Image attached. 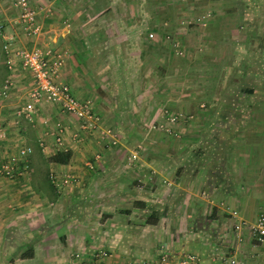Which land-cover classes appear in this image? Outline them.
Segmentation results:
<instances>
[{"label":"crops","instance_id":"crops-1","mask_svg":"<svg viewBox=\"0 0 264 264\" xmlns=\"http://www.w3.org/2000/svg\"><path fill=\"white\" fill-rule=\"evenodd\" d=\"M13 2L0 0L5 32L16 30ZM32 4L43 41L65 51L61 77L91 100L118 142L102 147L97 133L82 132L78 144L57 150L54 121L66 136L77 121L55 104L40 107L33 124L10 125L24 98L16 68L17 87L3 100L14 137L0 151L14 153L20 139L32 151L25 175L0 177V264H85L96 247L111 251L103 264L161 251L217 264L235 244L231 211L253 219L264 210V0ZM17 43L31 41L19 34ZM7 72L0 65V81ZM164 109L179 114L173 137L147 130ZM135 132L142 148L126 165ZM56 152L68 158L53 160ZM240 244L261 247L245 230Z\"/></svg>","mask_w":264,"mask_h":264},{"label":"built area","instance_id":"built-area-1","mask_svg":"<svg viewBox=\"0 0 264 264\" xmlns=\"http://www.w3.org/2000/svg\"><path fill=\"white\" fill-rule=\"evenodd\" d=\"M13 6L17 9L13 19L16 30L5 32V21L0 19L1 50L4 53L0 65L3 64L8 70L0 81V150H2L3 142L7 143L14 137L12 130L6 127L3 121V100L10 97L17 87L14 75L16 68L23 81L19 87L23 90L24 98L13 108L10 125H18L22 120L33 124L40 107L44 104H55L58 110L72 115L77 121L76 128L68 136L65 135L60 121H54L53 144L57 150H68L70 142L74 145L78 144L81 141L82 132L97 133L105 147L116 145L118 138L110 126H101L99 113L91 100L74 95L68 82L61 77L65 51L43 41L44 30L40 10L32 4V0H14ZM47 12L46 9L44 15H47ZM206 15L208 13L202 14L201 18ZM19 34L31 41V44L29 46L19 45L17 43ZM148 35L151 36L152 33L149 32ZM16 61L17 65H15ZM160 116L159 119L150 122L149 127L160 128L176 135L172 125L179 114L164 109ZM41 118L45 123L51 116L44 114ZM37 144L43 148L44 140L38 138ZM139 147L138 144L127 151L124 157L126 165L131 164L137 158ZM31 151V145L21 139L16 144L14 153L7 154L0 151V177L11 179L18 175H25L29 167L27 157ZM94 157L97 158L98 154L95 153ZM86 165L91 166V162L88 161ZM148 175L151 177L150 173ZM69 180L71 177L66 174L63 181ZM231 215L235 217L232 229L235 244L231 246V251L224 252L218 257L217 264H264V210L259 211L253 219L238 216L236 209L231 211ZM244 230L247 231L252 241L261 247L256 249L242 247L240 243L243 240ZM110 255L109 249L96 247L85 264H103L102 259ZM199 259L200 256L197 253L183 252L173 258L170 254L161 251L152 257H140L136 264H197ZM127 264H132V262Z\"/></svg>","mask_w":264,"mask_h":264},{"label":"rangeland","instance_id":"rangeland-1","mask_svg":"<svg viewBox=\"0 0 264 264\" xmlns=\"http://www.w3.org/2000/svg\"><path fill=\"white\" fill-rule=\"evenodd\" d=\"M143 129L145 130V126H143ZM162 130V129H160V128H154V127H149V126H147V130L148 131H152V130ZM163 131V130H162ZM164 132V131H163ZM138 132H135L134 133V137L131 139L132 141H130L127 145H129L130 146V148H133V147H135V146H137L138 144L140 145V147H139V150L142 148V143L140 142V141H136V140H134V138H136L137 136H138V134H137ZM164 133H166V132H164ZM167 134H169V133H167ZM172 134V133H171ZM173 135L174 134H172L171 136L173 137ZM101 146L102 147H105L104 145H102L101 144ZM125 156V155H124ZM150 175H151V177H147L148 178V180H150L151 178H153L154 176H155V174H153V173H151L150 172Z\"/></svg>","mask_w":264,"mask_h":264},{"label":"trees","instance_id":"trees-1","mask_svg":"<svg viewBox=\"0 0 264 264\" xmlns=\"http://www.w3.org/2000/svg\"><path fill=\"white\" fill-rule=\"evenodd\" d=\"M68 158V153L67 152H56L52 156L53 160H58V161H64Z\"/></svg>","mask_w":264,"mask_h":264}]
</instances>
